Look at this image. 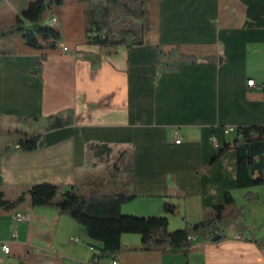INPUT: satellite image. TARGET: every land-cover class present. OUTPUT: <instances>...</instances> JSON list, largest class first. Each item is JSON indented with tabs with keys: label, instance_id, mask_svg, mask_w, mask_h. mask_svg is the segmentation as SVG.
Segmentation results:
<instances>
[{
	"label": "crops",
	"instance_id": "0c3cea01",
	"mask_svg": "<svg viewBox=\"0 0 264 264\" xmlns=\"http://www.w3.org/2000/svg\"><path fill=\"white\" fill-rule=\"evenodd\" d=\"M33 1L0 0L13 13L0 20V28L12 25ZM247 21L244 0H147L145 43L109 52L86 43L84 1L65 0L38 24L61 34L55 48L30 47L21 33L1 39L0 112L8 128L21 127L10 117L37 116L41 130L26 126L37 134L46 117L75 112V124L44 133V145L34 151L15 148L18 137H0L6 197L15 200L43 182L96 192L94 185L109 170L99 161L108 155H92L88 145L106 144L109 155L126 153L109 172L108 185L123 174L120 185L101 194L120 191L123 169L133 163L135 199L123 204L124 214L164 215L171 202L180 207L178 215H167L175 231L201 222L208 209L225 203L227 192L247 208L246 217L225 230L226 238L193 236L185 249L146 251L141 235L123 234L120 264H264V187L250 189L258 203L246 202L248 190L237 187L233 148L211 163L238 127L264 125V27H247ZM176 46L198 61L166 72L157 64L159 47L168 52ZM251 79L257 85H248ZM101 246L54 207H34L27 199L0 212V264L90 263ZM114 257L100 258V264H112Z\"/></svg>",
	"mask_w": 264,
	"mask_h": 264
},
{
	"label": "trees",
	"instance_id": "16d2710c",
	"mask_svg": "<svg viewBox=\"0 0 264 264\" xmlns=\"http://www.w3.org/2000/svg\"><path fill=\"white\" fill-rule=\"evenodd\" d=\"M65 0H35L21 15L17 16L9 27L0 28V40L21 33L27 45L36 49L55 48L61 34L51 26H38L46 11L60 6ZM86 5V43L108 49L109 52L118 47H133L145 43V18L147 0H83ZM248 6L247 27H264V0H244ZM28 24L36 27L32 30ZM195 56L181 52L179 46L168 52L159 47L157 64L164 71H176L182 63H195ZM38 65L41 61L38 60ZM37 116L10 117L9 123H17L21 127L39 122ZM75 124V112L69 109L46 117L41 133L23 130L21 127L8 128L5 116L0 112V137L17 135L15 148L22 151H34L40 146L43 134L56 131ZM237 135L231 142L225 143L211 163L221 158L230 149L237 153V187L247 189L245 195L248 204H256L259 196L251 188L264 187V125H246L236 129ZM88 152L103 157L112 152L111 147L101 143L88 145ZM119 152L114 167L125 155ZM124 187L110 194H101L99 190L81 192L77 185H59L43 182L27 188L18 198L10 200L0 188V212L15 210L27 199L32 206H51L59 210L61 215L69 216L83 227L85 236L98 247V258L118 255L122 247V236L126 233L139 234L142 238V249L146 251L163 249H185L193 236H202L205 241H214L217 236L226 238L225 230L242 221L247 214L245 206H237L230 192L225 195V203L208 209L203 220L183 229L169 230L167 215H178L180 207L166 202L164 215L135 216L122 212L123 204L135 199L132 192L133 163L124 167Z\"/></svg>",
	"mask_w": 264,
	"mask_h": 264
},
{
	"label": "rangeland",
	"instance_id": "374dc122",
	"mask_svg": "<svg viewBox=\"0 0 264 264\" xmlns=\"http://www.w3.org/2000/svg\"><path fill=\"white\" fill-rule=\"evenodd\" d=\"M5 5L6 4H3V5L0 4V20L3 19V20L8 21V18H10L13 15V13L10 11V7L5 6ZM8 24H9L8 22L4 23L5 26L8 25ZM0 48H3V43L2 42H0ZM31 125H32L31 126L32 128H34L36 130H41L40 129L41 128L40 127L41 124L39 122L35 123V124H31ZM21 128L23 130H25V131L30 130V128L26 127V126H23ZM7 136H9L11 139H15V138L18 137L15 134H13V135L8 134ZM116 151H117V149H116ZM91 154L93 155L94 153L92 152ZM117 156H118L117 152H113L111 155H108V156L102 158L99 161L100 162L99 166H101L102 169L105 168V167L109 168V170H106L103 174H101L100 179H98L99 183L100 182H103V183L102 184H95L94 185L95 187L93 186L94 188H97L100 192L101 191H110V189L112 191H115L116 190L115 187L117 185H120V183H121V181L123 179V174L122 173L118 174V175L113 177L114 182H111L109 184L110 186L108 185L109 181L111 180V178L109 177V174H110L109 172L114 171L113 170L114 169L113 165H114V162H115V159H116Z\"/></svg>",
	"mask_w": 264,
	"mask_h": 264
},
{
	"label": "built area",
	"instance_id": "2783aa9c",
	"mask_svg": "<svg viewBox=\"0 0 264 264\" xmlns=\"http://www.w3.org/2000/svg\"><path fill=\"white\" fill-rule=\"evenodd\" d=\"M50 22H56V17H53ZM63 49H64V51H68L69 50V48L67 46H64ZM248 85L255 86L257 84H255V80L254 79H251V80L248 81ZM228 131H233V129L230 128V129H228ZM236 237L237 238H240V235H237ZM1 248H2V250H3L4 253H6V254H9L10 253V247H9V245L7 243H3L1 245ZM92 249H94V248L92 247ZM261 249L264 252V243L261 245ZM77 264H100V258H98L97 256H95L94 261H92L90 263H77ZM112 264H120V261H119V257L118 256H115L112 259Z\"/></svg>",
	"mask_w": 264,
	"mask_h": 264
},
{
	"label": "water",
	"instance_id": "95a60500",
	"mask_svg": "<svg viewBox=\"0 0 264 264\" xmlns=\"http://www.w3.org/2000/svg\"><path fill=\"white\" fill-rule=\"evenodd\" d=\"M43 145H44L43 141L40 142L39 146L41 147ZM221 238H222V236H217V237L214 238V241H219Z\"/></svg>",
	"mask_w": 264,
	"mask_h": 264
},
{
	"label": "bare ground",
	"instance_id": "6f19581e",
	"mask_svg": "<svg viewBox=\"0 0 264 264\" xmlns=\"http://www.w3.org/2000/svg\"><path fill=\"white\" fill-rule=\"evenodd\" d=\"M56 21H57V19H56ZM55 23L56 22H50V25L53 26V25H55Z\"/></svg>",
	"mask_w": 264,
	"mask_h": 264
}]
</instances>
